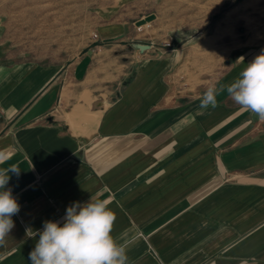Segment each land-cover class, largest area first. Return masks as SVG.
Masks as SVG:
<instances>
[{
  "label": "crops",
  "instance_id": "1",
  "mask_svg": "<svg viewBox=\"0 0 264 264\" xmlns=\"http://www.w3.org/2000/svg\"><path fill=\"white\" fill-rule=\"evenodd\" d=\"M147 53L112 86L95 55L0 66V168L20 169L0 264H30L26 229L98 193L129 264H264V121L226 93L200 112L203 94L187 95L172 71L181 50Z\"/></svg>",
  "mask_w": 264,
  "mask_h": 264
},
{
  "label": "rangeland",
  "instance_id": "2",
  "mask_svg": "<svg viewBox=\"0 0 264 264\" xmlns=\"http://www.w3.org/2000/svg\"><path fill=\"white\" fill-rule=\"evenodd\" d=\"M135 44L150 57L181 50L175 80L204 94L240 57L264 50V0H0V66L95 55L112 86L135 65Z\"/></svg>",
  "mask_w": 264,
  "mask_h": 264
},
{
  "label": "clouds",
  "instance_id": "3",
  "mask_svg": "<svg viewBox=\"0 0 264 264\" xmlns=\"http://www.w3.org/2000/svg\"><path fill=\"white\" fill-rule=\"evenodd\" d=\"M244 61V57L239 58ZM227 94L242 112L264 121V50L241 69L236 78L226 85L209 87L200 98L199 111L219 106L218 97ZM0 163H4L0 159ZM12 165L0 168V245L5 243L15 224L13 216L20 205L8 187L10 175H19ZM116 221L107 199L91 195L87 202H73L61 221L46 220L41 229H26L35 240L28 254L30 264H129L128 245L113 236ZM38 237V238H37Z\"/></svg>",
  "mask_w": 264,
  "mask_h": 264
},
{
  "label": "water",
  "instance_id": "4",
  "mask_svg": "<svg viewBox=\"0 0 264 264\" xmlns=\"http://www.w3.org/2000/svg\"><path fill=\"white\" fill-rule=\"evenodd\" d=\"M153 19H154V16H150L146 20H142V21L138 22L137 25L138 26H142V25L146 24L147 22H151ZM134 48L137 49V50H139V51H141L142 53H144V52H146V51H148V50L151 49L150 46L141 45V44H135L134 45Z\"/></svg>",
  "mask_w": 264,
  "mask_h": 264
}]
</instances>
